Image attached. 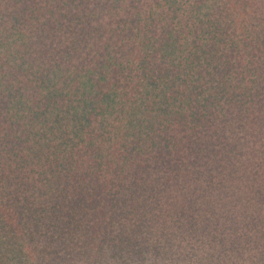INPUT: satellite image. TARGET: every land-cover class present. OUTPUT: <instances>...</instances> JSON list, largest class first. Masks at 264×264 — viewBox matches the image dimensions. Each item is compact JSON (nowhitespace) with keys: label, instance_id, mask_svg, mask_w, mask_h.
Returning a JSON list of instances; mask_svg holds the SVG:
<instances>
[{"label":"trees","instance_id":"trees-1","mask_svg":"<svg viewBox=\"0 0 264 264\" xmlns=\"http://www.w3.org/2000/svg\"><path fill=\"white\" fill-rule=\"evenodd\" d=\"M0 264H264V0H0Z\"/></svg>","mask_w":264,"mask_h":264}]
</instances>
